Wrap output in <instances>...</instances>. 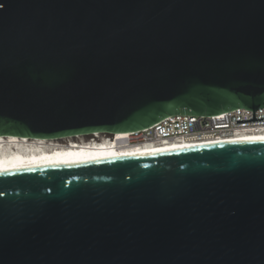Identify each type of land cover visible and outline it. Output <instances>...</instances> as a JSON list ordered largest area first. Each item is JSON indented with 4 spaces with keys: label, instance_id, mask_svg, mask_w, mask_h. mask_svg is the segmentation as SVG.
I'll return each mask as SVG.
<instances>
[{
    "label": "water",
    "instance_id": "95a60500",
    "mask_svg": "<svg viewBox=\"0 0 264 264\" xmlns=\"http://www.w3.org/2000/svg\"><path fill=\"white\" fill-rule=\"evenodd\" d=\"M0 136L264 108V0H0ZM0 264H264V141L0 170Z\"/></svg>",
    "mask_w": 264,
    "mask_h": 264
},
{
    "label": "bare ground",
    "instance_id": "6f19581e",
    "mask_svg": "<svg viewBox=\"0 0 264 264\" xmlns=\"http://www.w3.org/2000/svg\"><path fill=\"white\" fill-rule=\"evenodd\" d=\"M131 134L132 132H95L57 139L0 136V170L167 152L219 143L264 141V134H244L210 141H165L131 145L128 143Z\"/></svg>",
    "mask_w": 264,
    "mask_h": 264
},
{
    "label": "built area",
    "instance_id": "2783aa9c",
    "mask_svg": "<svg viewBox=\"0 0 264 264\" xmlns=\"http://www.w3.org/2000/svg\"><path fill=\"white\" fill-rule=\"evenodd\" d=\"M255 117H264V108L255 110ZM253 118V110L240 107L211 115L174 114L149 128L134 131L128 143L210 141L244 134H264V120L236 122Z\"/></svg>",
    "mask_w": 264,
    "mask_h": 264
},
{
    "label": "snow or ice",
    "instance_id": "6c2138e0",
    "mask_svg": "<svg viewBox=\"0 0 264 264\" xmlns=\"http://www.w3.org/2000/svg\"><path fill=\"white\" fill-rule=\"evenodd\" d=\"M3 7V5L2 4H0V8H2Z\"/></svg>",
    "mask_w": 264,
    "mask_h": 264
}]
</instances>
